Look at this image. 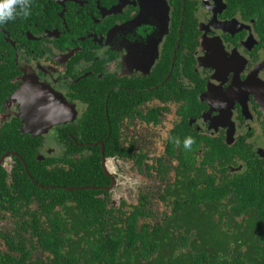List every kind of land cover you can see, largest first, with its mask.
Listing matches in <instances>:
<instances>
[{
  "label": "flooded vegetation",
  "instance_id": "1",
  "mask_svg": "<svg viewBox=\"0 0 264 264\" xmlns=\"http://www.w3.org/2000/svg\"><path fill=\"white\" fill-rule=\"evenodd\" d=\"M167 2L169 31L151 66L134 32H122L139 15V0H30L27 16L17 7L16 18L0 24V138L8 143L17 124L27 144L7 149L0 168L12 175L22 164L33 179L26 159L34 154L36 166L75 183L35 181L70 192L59 202L66 207L84 200L75 193L95 190L102 217L113 222L106 244L134 224L137 252L150 260L164 247L191 251L202 234L214 249L219 232L249 227L252 201L244 206L238 189L264 190V42L254 20L227 0ZM44 93L61 101L62 120L33 134L25 110ZM189 137L195 142L186 149ZM85 162L91 185L76 178ZM7 216L15 220L9 212L0 221Z\"/></svg>",
  "mask_w": 264,
  "mask_h": 264
},
{
  "label": "trees",
  "instance_id": "2",
  "mask_svg": "<svg viewBox=\"0 0 264 264\" xmlns=\"http://www.w3.org/2000/svg\"><path fill=\"white\" fill-rule=\"evenodd\" d=\"M227 3L230 9L254 20L255 30L264 42V0H227ZM114 114L115 111L111 113L112 116ZM7 135L8 143L3 141L6 140L4 136L0 138V157L7 149L23 152L27 144L21 140L17 124L11 126ZM35 161L34 154L26 159L33 179L24 172L22 164L18 169L21 172L15 170L12 175L0 168V214L4 217L11 212L15 218L12 231L0 230V239L8 246L5 253L0 251V264H264V234L258 237L253 231L255 224L260 225L258 217L264 225V190L246 188L245 193H241L242 190L238 189L244 206L247 201H252V211L246 219L249 227H241L232 235L222 234L225 238L219 232L214 249L208 250L209 234H202L201 243L191 251L180 255L168 254V248L164 247V253L156 252L150 260L152 255L137 252L139 245L134 235V224L116 243L106 244L109 241L107 229L113 226V222L102 217L107 211L105 204L95 198V190L75 193L85 196L77 208L59 204L70 196V192L45 190L35 181L48 185L75 183L59 181L55 170L51 172L47 167L43 168L44 164L36 166ZM88 167L85 162L78 170L80 175L76 178L80 177L78 182L81 185L93 184L84 180L90 178L87 171L91 169ZM57 194H63L64 198L59 199ZM58 204L65 206L63 212L56 210ZM231 244L236 246L233 252Z\"/></svg>",
  "mask_w": 264,
  "mask_h": 264
},
{
  "label": "water",
  "instance_id": "3",
  "mask_svg": "<svg viewBox=\"0 0 264 264\" xmlns=\"http://www.w3.org/2000/svg\"><path fill=\"white\" fill-rule=\"evenodd\" d=\"M139 1L141 4L139 15L125 26L122 32L123 34L134 32L136 46L140 50H145L151 57L149 62L151 66L157 58L160 43L169 31L170 6L167 0ZM36 96H31V100L27 103L24 115L27 122L26 128L33 134H45L61 123V101L48 93Z\"/></svg>",
  "mask_w": 264,
  "mask_h": 264
},
{
  "label": "clouds",
  "instance_id": "4",
  "mask_svg": "<svg viewBox=\"0 0 264 264\" xmlns=\"http://www.w3.org/2000/svg\"><path fill=\"white\" fill-rule=\"evenodd\" d=\"M29 3L30 0H0V24L14 20L18 14L17 7L21 9L19 14L27 16L29 14L27 11ZM194 142L191 137L187 138L184 142L185 148L190 149Z\"/></svg>",
  "mask_w": 264,
  "mask_h": 264
},
{
  "label": "rangeland",
  "instance_id": "5",
  "mask_svg": "<svg viewBox=\"0 0 264 264\" xmlns=\"http://www.w3.org/2000/svg\"><path fill=\"white\" fill-rule=\"evenodd\" d=\"M6 168L7 169H10L11 168L10 162L6 165ZM0 228L3 231H5V229H8V230L12 231L15 228L14 220L11 219L9 216H7V219L6 220L0 221ZM3 244H4V240L0 239V245H3Z\"/></svg>",
  "mask_w": 264,
  "mask_h": 264
}]
</instances>
